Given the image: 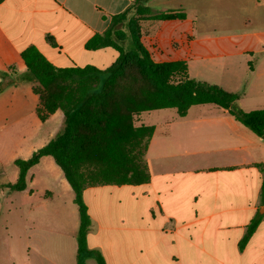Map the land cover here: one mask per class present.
Returning a JSON list of instances; mask_svg holds the SVG:
<instances>
[{"label": "crops", "instance_id": "crops-1", "mask_svg": "<svg viewBox=\"0 0 264 264\" xmlns=\"http://www.w3.org/2000/svg\"><path fill=\"white\" fill-rule=\"evenodd\" d=\"M136 1H0V72L11 74L14 80L0 94V130L24 124L39 131L55 121L28 151L29 158L56 135L64 114L57 111L45 122L39 119L35 84L17 80L27 74L22 52L36 47L58 68L105 70L119 53L111 47L88 50L86 45ZM207 1H149L148 7L155 12L186 14L184 20L142 22V41L153 60L187 63L192 59L198 43L205 39L200 30L203 17L211 14ZM248 1L262 23L257 33L264 49V0ZM219 6L226 24L233 26L244 19L245 14L239 12L250 9L246 0H221ZM244 20L251 23L246 15ZM226 32L227 39L244 35L235 29ZM249 53V49L242 52ZM207 105L211 104L193 106L186 117L172 109L176 113L164 122L159 140L154 126L147 152L149 183L85 190L92 221L88 248L99 251L107 264H264V217L249 243L240 247L248 225L257 215H264L263 173L258 167L264 163V139L238 124L227 110ZM254 107L245 111L264 109V101ZM142 124L153 126L137 125ZM70 255L78 256L75 238H71Z\"/></svg>", "mask_w": 264, "mask_h": 264}, {"label": "trees", "instance_id": "trees-1", "mask_svg": "<svg viewBox=\"0 0 264 264\" xmlns=\"http://www.w3.org/2000/svg\"><path fill=\"white\" fill-rule=\"evenodd\" d=\"M2 1V0H0ZM150 0H137L124 13L116 15L108 30L94 36L88 50L111 47L119 53L107 69L94 66L58 68L36 48L22 52L27 74L20 81H32L39 96L37 115L42 122L57 111L64 123L56 135L32 156L17 159L15 183L6 181L11 192L27 189L28 172L42 158L52 157L74 192L80 214L78 262L94 258L107 264L97 250L88 248L92 221L84 200L87 188L97 186H138L151 181L147 152L155 127L136 124L143 113L175 109L186 117L193 106L211 104L227 110L230 116L255 136L264 139V109L245 111L239 93L191 78L185 61L156 62L142 41V22L184 20L180 11L155 12ZM0 94L14 83L11 74L0 72ZM263 173L264 163L258 165ZM264 215L248 225L240 242L244 248L257 231Z\"/></svg>", "mask_w": 264, "mask_h": 264}, {"label": "rangeland", "instance_id": "rangeland-1", "mask_svg": "<svg viewBox=\"0 0 264 264\" xmlns=\"http://www.w3.org/2000/svg\"><path fill=\"white\" fill-rule=\"evenodd\" d=\"M207 3L206 10L211 14L203 17L200 30L205 39L187 61L188 74L228 92L242 94L238 104L243 110L257 108L254 103L264 101V53H259L264 49L258 44L262 36L257 32L262 23L254 14V5L246 0L250 9L239 12L251 23H243L244 15L233 26L222 18L221 0ZM233 29L244 35L227 39L226 31ZM247 49L251 53L243 55ZM174 113L172 109L144 113L136 118V124L155 126L159 140L164 122ZM54 123L52 120L44 124L39 131L24 124L0 130V264H79L70 255V248L71 238L78 237L80 214L73 190L54 159L47 157L29 171L25 191L11 192L5 187L6 181L15 183L18 179L15 160L28 159V151L39 144L42 134ZM153 149L156 154L157 143ZM81 264H97V261L85 258Z\"/></svg>", "mask_w": 264, "mask_h": 264}]
</instances>
